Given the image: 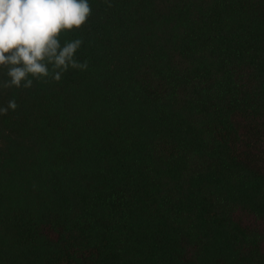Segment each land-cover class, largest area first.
<instances>
[{
  "label": "trees",
  "instance_id": "trees-1",
  "mask_svg": "<svg viewBox=\"0 0 264 264\" xmlns=\"http://www.w3.org/2000/svg\"><path fill=\"white\" fill-rule=\"evenodd\" d=\"M89 4L84 67L0 69V264H264V0Z\"/></svg>",
  "mask_w": 264,
  "mask_h": 264
},
{
  "label": "clouds",
  "instance_id": "clouds-1",
  "mask_svg": "<svg viewBox=\"0 0 264 264\" xmlns=\"http://www.w3.org/2000/svg\"><path fill=\"white\" fill-rule=\"evenodd\" d=\"M91 12L89 0H0V69L6 83L30 87L33 78L60 80L75 59L81 41L61 43L64 31L81 27ZM15 109V101H9ZM7 108H0V114Z\"/></svg>",
  "mask_w": 264,
  "mask_h": 264
}]
</instances>
